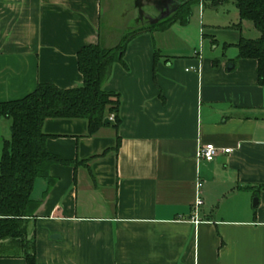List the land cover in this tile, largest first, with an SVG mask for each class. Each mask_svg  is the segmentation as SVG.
I'll return each instance as SVG.
<instances>
[{"label": "crops", "instance_id": "obj_1", "mask_svg": "<svg viewBox=\"0 0 264 264\" xmlns=\"http://www.w3.org/2000/svg\"><path fill=\"white\" fill-rule=\"evenodd\" d=\"M183 1L0 0V103L37 84L79 86L80 48L113 47L126 20L132 29L148 25ZM247 22L236 9L229 21H200L193 53L178 54L166 40L178 24L133 36L103 85L119 97L116 130L86 136L83 120H44L47 151L88 160L90 173L53 164L51 186L34 180L37 207L25 226L36 264H264V87L256 62L238 58L234 46L258 37ZM8 138L9 121L0 118V149ZM206 143L232 151L198 162L196 149ZM0 264L26 263L5 240Z\"/></svg>", "mask_w": 264, "mask_h": 264}, {"label": "trees", "instance_id": "obj_2", "mask_svg": "<svg viewBox=\"0 0 264 264\" xmlns=\"http://www.w3.org/2000/svg\"><path fill=\"white\" fill-rule=\"evenodd\" d=\"M215 8L232 3L238 20L249 21L258 32L256 39L239 38L234 45L237 57L256 62V81L264 87V0H201ZM198 0H185L177 5L169 17L123 37L118 44L103 48L98 43L87 45L76 53V67L81 75L79 86L58 89L49 84H37L35 89L15 101L0 103V118L9 121V138L3 140L0 149V242L8 241L21 250L26 264H36L33 241L26 233L25 221L33 216L37 203L30 199L33 182L44 179L49 186L53 180L48 169L53 164L68 165L75 169L84 161H64L45 148L47 135L41 126L46 119L83 120L86 136L99 128L111 125L114 130L120 123L119 97L107 92L103 85L108 80L114 64L123 65L122 56L127 42L138 33L164 32L171 25L185 26L191 15L190 7ZM237 29L239 23L234 25ZM104 124V119H109ZM119 138L111 149L116 151ZM107 150L95 156L104 155ZM94 158V157H92Z\"/></svg>", "mask_w": 264, "mask_h": 264}, {"label": "rangeland", "instance_id": "obj_3", "mask_svg": "<svg viewBox=\"0 0 264 264\" xmlns=\"http://www.w3.org/2000/svg\"><path fill=\"white\" fill-rule=\"evenodd\" d=\"M170 8L171 7L168 6L167 9L169 10ZM234 11H235V8L233 4L230 2L219 5L215 11L210 10V7L206 3H204V7L201 10L202 15L200 17L199 5L198 3H194L190 7L191 15L188 19V23L182 27H179L178 25L175 26L176 30H172L170 36H166L167 38L166 40L170 44L171 49H173V51L178 54L185 53V52L193 53V50L198 49L200 21L204 25L207 23L217 24L219 22L220 23L226 22V21H229V19L233 16ZM166 15H168L167 17H169L171 14H169L168 12L166 13ZM247 23L251 25L250 22H247ZM104 24H105V19L101 18V21H100L101 30L104 28ZM152 24L153 23L148 24V25H141L138 28L132 29L131 24L128 22V20H126L125 27H129V29L123 37L129 36L130 34L142 28H146ZM203 27H204L203 29L206 30V27L205 26ZM242 32H243L242 36L247 38L248 36L246 35L247 31L244 27L242 29ZM227 37L230 38V36H227ZM215 38L217 40H221L222 36L219 33L218 34L216 33ZM204 39H205L204 44H206L209 49L210 48L208 44L209 39L208 38H204Z\"/></svg>", "mask_w": 264, "mask_h": 264}, {"label": "built area", "instance_id": "obj_4", "mask_svg": "<svg viewBox=\"0 0 264 264\" xmlns=\"http://www.w3.org/2000/svg\"><path fill=\"white\" fill-rule=\"evenodd\" d=\"M198 1H201V0H198ZM237 147L238 145H236V148ZM231 151H232L231 148H221L220 149L210 143H206L203 145H198L196 149V159L198 162L210 163L219 153L228 154ZM200 188H201V182L199 180H196L195 185H194V189H195V199L193 203L194 210H196L201 205V201L199 198Z\"/></svg>", "mask_w": 264, "mask_h": 264}, {"label": "water", "instance_id": "obj_5", "mask_svg": "<svg viewBox=\"0 0 264 264\" xmlns=\"http://www.w3.org/2000/svg\"><path fill=\"white\" fill-rule=\"evenodd\" d=\"M183 2H184V1H183ZM183 2H182V3H183ZM228 66L230 67V64H229ZM108 122H109V119H104V120H103V123H104V124H106V123H108ZM255 203H256V201L253 200V205H254Z\"/></svg>", "mask_w": 264, "mask_h": 264}]
</instances>
